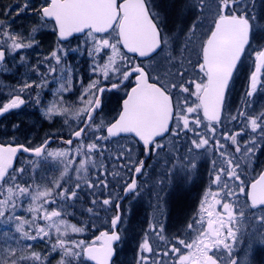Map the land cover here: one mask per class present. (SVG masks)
<instances>
[{
  "label": "snow or ice",
  "instance_id": "1",
  "mask_svg": "<svg viewBox=\"0 0 264 264\" xmlns=\"http://www.w3.org/2000/svg\"><path fill=\"white\" fill-rule=\"evenodd\" d=\"M261 3L264 5V0ZM186 8L193 13L192 19L184 22L185 7H181L171 33L163 31L164 17L154 0H44L39 7L30 6V0H25L15 9L16 13L33 12L38 17L37 27H33L27 37L11 31V22L0 20V66H4L6 52L18 53L35 46L38 43L35 33L51 21L57 47L44 58L49 73L57 72L55 65L61 66V75L70 72L65 67L67 54L79 49L73 50L62 42L81 34L85 43L90 45L88 55L93 58L91 72L98 77H90L86 85L81 82L80 107L63 106L61 95L44 111L49 120L53 116L66 117L65 124H68L67 116L71 114L75 123L68 125L72 129L71 135L63 143L72 146L75 141L74 151L71 147L51 150L49 140L33 148L0 144V223L14 225L9 239L17 245L12 247L6 242L7 247L0 249V264H49L41 253L25 255V250L33 245L25 243L20 247V241L47 242L50 244L49 254L60 252L59 264H84L85 261L113 264L114 245L122 239L119 227L123 221L118 203L114 205L116 214L108 221V230L99 232L90 241L70 236L69 233H83L84 227L63 218L71 215L68 212V208L73 206L70 202L78 201L83 191L80 180L84 179L88 188L96 187L97 183L107 187V182L99 178L97 181L85 179L89 166L97 167L95 155L102 154L104 145L98 142L131 134L138 138L136 143L140 144L143 154L151 156L167 149L165 140L172 137L182 139L186 134H192L187 146L188 155L171 157L172 161L179 160V164L165 161L168 169L160 184L171 178L172 170H182V179L186 183L197 168L199 150L227 147L219 140L210 141L208 133L214 136L216 126L223 122L226 91L238 66H243L246 52H255L247 95L252 96L258 84L264 87V11L258 10L257 0H212L211 4L209 0H198L187 4ZM208 15H211V26L207 32H202L204 20L201 17L207 19ZM102 52L107 56L106 62L100 56ZM192 53L197 57L195 62ZM98 56L99 60L96 59ZM17 58L23 62L22 56ZM187 65L198 68L202 75L189 77L186 75ZM64 79L66 83L61 84L59 91H71L72 76L69 74ZM103 81H108L107 87ZM47 82L41 73V80L35 86L42 88ZM32 87L33 83L25 82L23 85V88ZM117 89L125 91L118 117L107 124L103 120L98 123L103 94ZM192 96L196 100L190 102ZM24 103L19 94L11 97L0 103V116ZM240 117L246 121L245 128L235 134L222 133L223 139L230 140L234 146L235 159L225 151L220 152L221 157H225L224 166L218 168L212 181L219 190L206 192L196 217L185 224L191 235L184 237L178 234L172 240L166 237L162 224L159 227L150 225L151 232L170 245L162 255L174 254L175 264H238L233 252L245 238V264H252L251 256L255 249L264 248V171L251 181L245 178L257 151L264 154V111L258 115L240 112ZM224 118L239 119L231 114ZM198 129H206L207 132ZM245 136L246 140L238 139ZM173 149L178 151L175 141ZM21 150L31 153L41 162L55 160L63 163L60 176L44 186L35 180H23L25 168L14 167V160ZM126 151L131 153L132 149ZM73 156L79 158L78 167L74 170L78 182L70 184L69 166L76 163L70 158ZM136 165L131 171L141 174L144 161L138 160ZM127 193H138L134 177L125 181ZM241 196L244 197L243 202ZM25 201L28 207L23 210L30 214V219L17 215ZM102 204L112 205V201L104 199ZM156 210L163 215L159 206ZM88 211L93 212V209ZM41 220L44 221L43 226L39 223ZM137 250L138 264H148L149 257L145 253L161 255L154 252L147 234Z\"/></svg>",
  "mask_w": 264,
  "mask_h": 264
},
{
  "label": "flooded vegetation",
  "instance_id": "2",
  "mask_svg": "<svg viewBox=\"0 0 264 264\" xmlns=\"http://www.w3.org/2000/svg\"><path fill=\"white\" fill-rule=\"evenodd\" d=\"M43 3L44 0H42L41 5ZM36 18L38 17L36 16ZM33 21L34 18L31 20L28 19L27 24L31 25ZM46 23L47 26H50L51 28L50 31H45L51 36L47 38L50 39L54 36L57 45L56 33H54L55 35L52 33L53 22L48 21ZM31 26L37 27V21ZM82 41H85V38L79 34L71 37L70 41H64L62 43L75 50L81 45ZM36 46L40 48V43ZM36 46L34 48H36ZM87 47L90 48V45L87 44L85 48ZM39 50H41V48ZM73 53L68 52L66 57L67 65L65 67L70 69V72H65L63 75L60 73L59 76L45 74V78L48 82L44 87L39 88L34 85L32 88H29L26 91V95L21 96V98L25 100V103L17 109L10 110L0 118V144L12 145L14 147L23 145L24 147L33 148L39 146L45 140H49L52 141L49 145V149L60 150L69 147H71L72 150L74 149L76 146L75 141L72 146H66V144L63 143V140L68 139L71 135L72 129L68 125L75 123L71 114L67 116L68 124L64 123V120L66 119L64 116H53L51 120L44 116L46 108L50 106L54 99H59V96L61 95L63 96V106L71 108L80 107L81 105L78 95L82 91L81 82L86 85L90 82V77L92 79L98 78L91 72L93 58L89 56L88 53L80 54L81 56H76L77 54ZM247 55L248 52H246V57ZM96 59L99 60L98 57H96ZM137 62H139V60H137ZM59 66L60 65H55L58 69ZM239 67L241 68L242 66ZM240 68L233 78L227 94L226 112L222 117L223 122L216 126L214 136L213 134L208 133L210 141L212 139L219 140L227 147L224 149L209 147L207 150H199L196 155L197 168L186 183L182 179V176L184 175L182 170L180 172L172 170L173 175L170 179L166 180L165 184H160L159 181L164 178L165 172L168 169V163L165 161L179 164V160L172 161L171 157L173 155L177 157L188 155L187 146L189 145L192 134H186L182 139L172 137L165 140L164 143L167 145V149H163L159 154L154 153L151 156L143 154L140 144L136 143L137 139L131 135H122L119 138L102 141L106 144L108 162L106 176L107 187H105L107 190L106 197L99 196L94 192L91 193L92 196L90 198L86 197L83 199L84 203L81 204L82 207L85 210H88L89 208L93 209L92 213L86 211V213H88L87 216L89 217L88 219H85L86 221L84 219L82 220V217L80 216L81 211L77 206L78 201H74L75 204H72L73 206L68 208V212L71 213V215L63 218L72 223L77 220L82 222L85 221L84 225H82L81 222L77 223L84 227L86 235L84 240L90 241L94 239L99 232L108 230V221L116 214L117 209L114 205L118 203L119 212L123 221L122 225L119 227L122 239L114 245L115 254L113 256V264H138L139 252L137 249L138 245L143 242L145 234H147V238L152 245L154 252H159L161 254L149 256V254L145 253L144 255L149 257L148 264H154V262L155 264H175L174 254L169 253V256L162 255L170 245L153 234L150 225L156 224V226L159 227L162 224L164 226L166 237L172 240H174L178 234L184 237L191 235L185 228V224L192 222L196 217L199 205L206 191L208 192L211 188L214 191L219 190L212 181L217 174L218 168L224 166L225 157H221L220 152L225 151L228 156L235 159V154L233 153L234 146L231 145L230 140L223 139L222 133L228 135L235 134L237 131L245 128H239L241 126L240 122L229 123L224 118L229 112L230 99H232L233 102L236 99L238 105L240 104L239 102H242V110L244 112L248 105L253 103L251 99L253 98V95L256 96L257 90L259 89L258 87L252 96L247 95L249 90V80H246V76H243L242 78L238 77L237 79ZM197 72L198 76L202 75L199 73V70ZM69 74L72 76L73 80L71 91L60 92L61 84L66 83L64 76ZM52 84H58V86ZM103 84L107 87L108 81H103ZM37 93H39L38 99ZM124 97L125 91L122 89L105 91L102 98V110H98L99 116L97 117V122L99 123L100 120H103L104 123L107 124L117 118ZM189 100L192 102L195 101L196 98L192 96ZM198 131L207 132L206 129H198ZM243 138L247 139V136ZM238 139H242V137H238ZM116 141H119V143ZM174 141L176 142V149H178V151L173 149ZM128 148L132 149L131 153L126 151ZM118 155L119 158H117ZM129 156L131 159H129ZM209 156L211 157L210 159ZM205 159L208 162L215 161V164L213 163V165L205 166ZM34 160L39 161L38 158L26 154L25 152H20L17 155L14 167L22 166L25 168L26 174L23 176V180L25 181L31 180L29 174L34 171V167L32 169V162ZM138 160L144 161V170L141 174L137 175L131 171V169L137 166L136 161ZM42 170V168H38L36 176H38L39 179L41 177L42 184L45 185L48 184V176L53 174V167L47 171ZM261 171H264V154L257 151L254 156V162L245 174V178L248 181L258 178ZM113 173H118V175H113ZM133 177L138 184V193L136 195H133L132 193L126 195L125 181H129ZM91 190H94V187L91 188ZM104 199H110L112 205H103L102 201ZM93 200L97 201V203L93 204ZM240 200L243 202L244 197L241 196ZM24 205H26L27 208L28 202L26 201ZM158 206L163 210V215L156 210ZM23 207L24 206H22V209ZM22 216L28 219L31 218L28 212H25ZM39 223L42 226L44 225V221L42 220L39 221ZM92 224L94 229H92ZM13 232L14 225L0 223V236L5 233L13 234ZM244 240L247 241V238ZM246 241H243V243ZM22 242L24 244H33V242H36V245H33V247L40 246L39 241ZM41 242V244L44 243V241ZM47 248L48 247L45 246L44 250L48 252ZM182 251L187 250L182 249ZM244 251L245 247L241 242L233 252V257L237 259L238 264H245L243 261L245 255L242 257ZM252 256V264H264V248L259 247L257 251H254ZM254 259H259L260 261L254 263ZM85 264L93 263L87 262Z\"/></svg>",
  "mask_w": 264,
  "mask_h": 264
},
{
  "label": "rangeland",
  "instance_id": "3",
  "mask_svg": "<svg viewBox=\"0 0 264 264\" xmlns=\"http://www.w3.org/2000/svg\"><path fill=\"white\" fill-rule=\"evenodd\" d=\"M9 1L10 0H0V20L3 21L4 17L6 16L7 17L6 19L8 20L7 22H11V29H10L11 31L20 33L22 35V37L29 36L31 34V30L33 28L31 25H33V23H35V21H38V18H36V16L34 15L33 12H28L27 14L22 13V14H19L17 17H14L12 14H14L15 9L11 8V10L8 11V10L4 9V7H3V5L4 4L7 5L6 3ZM21 2H22V0H19L15 6L17 7V5H23L25 3V0H23L22 3ZM41 2H42V0H30V6L39 7L41 5ZM195 2H198V0H154V3L158 6V10L161 11L162 16L164 17V29H163V31L165 33H171V31L176 27V23L178 20V12H179L181 7H185L184 22L187 23L188 21H190L192 19L193 13L186 8V5L189 3H195ZM209 3L211 4L212 0H209ZM1 4H3V5H1ZM260 4H261V0H257L258 10L264 9V5L262 8ZM9 12H11V13H9ZM9 15H11V16H9ZM33 18H34L33 23L31 25H28L27 20L28 19L31 20ZM201 19L204 20V26L200 31L207 32L209 27L211 26V23H212L211 15H208L207 19H205L204 17H201ZM46 30L50 31L51 30L50 26L41 27L35 33V39L38 43H40L41 50H39L40 48L36 46L38 44L37 43L35 45L36 48H34L35 46H33L30 48L22 49L18 53H12V54H9L7 52V57H8L7 62L4 64V66L0 67V103H5L11 97H13L17 94H19L20 96L26 95V91L29 88H23L24 83L25 82L33 83V86H34L36 83L40 82L41 73H43L44 75L45 74L46 75L52 74V75H58V76L60 75L61 66H59V69L57 68L56 73H49L47 62L44 59L45 56L50 54V52L57 47L56 42H55L56 39L54 38V36H53V38H50V39L47 38V37H51V36L49 35L48 32H45ZM52 33H53V35H55L53 31H52ZM197 35L199 36V32L197 33ZM25 42H27V40H25ZM86 46H87V44L85 43V41H82L81 45L76 48V49H79V51H69V52L70 53L74 52L77 54L76 56H81L80 54H85V53L89 52L90 48H88V47L85 48ZM196 47L198 49V47H199L198 43H197ZM105 51L108 52V54H110L109 50H105ZM21 56L23 57V62L21 61V59L17 58V57H21ZM100 56L103 57L105 62L107 61V56L105 55L104 52H102L100 54ZM100 56H98L99 59H100ZM196 59H197V57H196L195 53H192L193 62H195ZM254 61H255V52L249 51L248 55H247V57L243 63V66L240 68L237 79H238V77L242 78L243 76H246V80H250V75L254 70ZM187 68H188V73L186 75H189V77L190 76L191 77H198V72H197L199 70L198 68H193L191 65H187ZM248 84H249V82H248ZM52 85L58 86V84H52ZM21 89H23V90H21ZM230 100L231 101L229 103V112H228L227 116L229 114H231L232 116L239 117V119L231 120L230 118H228V119H226V121H228L229 123L240 122L241 126L239 128L245 127L246 121L244 120V117H240V112H243L242 102H239L240 104L238 105L236 99L234 100V102L232 101V99H230ZM251 101L253 103L251 105H248L246 111H244V113L246 115L247 114L258 115L260 112L264 111V87L259 85V89L257 90L256 96L253 95V98L251 99ZM225 123H227V122H225ZM249 134L252 136H255L254 133H249ZM242 140H246V138L242 137ZM98 143H102L104 145L102 154L95 155L94 159L97 162V167L92 168L91 166H89V172H88L87 177H85V179L89 180V181H97L99 178V180H103V181L107 182L106 176H107V171H108V169H107L108 162H107L106 144H104V142H98ZM75 147H74V149H75ZM74 149H73V151H74ZM51 150H57V149H51ZM70 158L76 160V163L69 166L70 170H71L70 175L72 176L70 184H74V183L78 182L76 179V175H75L74 170L76 167H78L79 158L74 157V156L70 157ZM210 158L211 157L209 156V159ZM205 163H206L205 166L213 165V161L208 162V161H206V159H205ZM36 165H38V166H36ZM33 167H34V171L31 174H29V176L31 177V180H35L37 184L44 186L42 184L41 177L39 179L38 176H36V172L38 171V168L39 169L42 168L44 171H47L53 167V174H51V176H48V179L46 178L48 181V184H49V182L55 181L60 176V173L63 170L64 164L63 163H57L55 160H52V161L47 162V163L41 162L40 160L39 161L34 160L32 162V169H33ZM65 179H67V177H65ZM79 183L81 184V188L83 189V191L79 194L77 206L81 211L80 216L82 217V220L83 219L85 220V219H88L89 217L87 216L88 213H86V211H88V210H85L81 205L84 203L83 199L86 197L90 198L92 196L91 193H94V192H96V194L99 196L101 195L103 197H106L107 190H106L104 184H102V183H97V186L94 187L95 191L91 190V188H88L86 186L84 179L80 180ZM48 184H45V185H48ZM211 190L214 191L212 188H211ZM25 203H26V201H25ZM70 203L75 204L74 201H72ZM23 206H24L23 209L26 208V205H23ZM23 209L21 208L20 210H18L17 215L22 216L26 212ZM90 213H92V212H90ZM77 222H81L82 225H84V222H82L80 220L73 222V224H77V226L82 227ZM69 223H72V222H69ZM92 229H94L93 224H92ZM69 235L72 236L74 239H84V237L86 236L85 232H83L81 234L69 233ZM11 236H12V234H9V233H7V235L4 234V235L0 236V249L6 248L7 244H11L12 247H17L16 242L9 239V237H11ZM244 241H246V240H244ZM6 242H7V244H6ZM41 243L42 242L39 241L40 246L33 247L35 249L31 248V249L25 250L24 254L28 255L30 252H38V253H41L42 255H44V257H46V260L49 262V264H59V261L61 259L60 252L56 251V252H52L51 254H49L50 244H48L45 241L43 244H41ZM23 244L24 243L22 241H20V247H23ZM246 244H247V241L245 243L242 242V245H244V247H245L244 253L247 251ZM32 245H36V242H33ZM45 246L48 247L47 248L48 252L46 250H44ZM258 249H259V247H257L255 249V251H257ZM244 253H243L242 257L244 256ZM18 255H19V253H18ZM252 257L253 256H251V260H252ZM243 261L246 262L245 256L243 257ZM257 261L259 262L260 260L254 259V263ZM85 263H87V262H84V264ZM22 264H26V262H22Z\"/></svg>",
  "mask_w": 264,
  "mask_h": 264
},
{
  "label": "trees",
  "instance_id": "4",
  "mask_svg": "<svg viewBox=\"0 0 264 264\" xmlns=\"http://www.w3.org/2000/svg\"><path fill=\"white\" fill-rule=\"evenodd\" d=\"M19 1V0H18ZM18 1L17 0H10L9 2H7L6 4L7 5H3V4H1V5H3V7H4V9H6V10H8V11H10L11 10V8H13V9H16L18 6H20V5H17V7L15 6L17 3H18ZM22 2H23V0H22ZM21 2V3H22ZM261 5V7L263 8V5H262V3L260 4ZM15 6V7H14ZM261 11H264V9H260ZM9 13H11V12H9ZM22 13H24V12H21L20 14H22ZM16 14V15H15ZM14 17H17L18 16V14L16 13V11L14 12V14H12ZM9 16H11V15H9ZM7 17L5 16L4 17V19H3V21H5V22H7L8 20L6 19ZM13 20V19H12ZM26 20V19H25ZM24 20V21H25Z\"/></svg>",
  "mask_w": 264,
  "mask_h": 264
},
{
  "label": "water",
  "instance_id": "5",
  "mask_svg": "<svg viewBox=\"0 0 264 264\" xmlns=\"http://www.w3.org/2000/svg\"><path fill=\"white\" fill-rule=\"evenodd\" d=\"M76 35H79V34H76ZM128 55L132 56V54H128ZM6 60H7V55H6L5 62H6ZM5 62H4V63H5ZM238 68H239V66H238ZM235 74H236V73L233 74V78H234ZM233 78H232V80H233ZM232 80H231L230 83H229V87H230V85H231V83H232ZM258 86H259V84H258ZM229 87H228V89H227V91H226V98H227V93H228ZM4 114H5V113H4ZM4 114H3V115H4ZM3 115H2V116H3ZM2 116H0V118H1ZM222 117H223V116H222ZM122 135H124V136H128V135H131V134H122ZM136 139H138V138H136ZM51 142H52V141H50L49 145L51 144ZM66 146H68V145H66ZM20 152H23V151L21 150ZM20 152H18L17 155H18ZM26 154H30V155H32L31 153H26ZM16 158H17V156H16ZM16 158H15V160H14V166H15ZM127 194H128V193H127ZM127 194H126V195H127ZM87 262H89V263H93V262H91V261H87Z\"/></svg>",
  "mask_w": 264,
  "mask_h": 264
}]
</instances>
